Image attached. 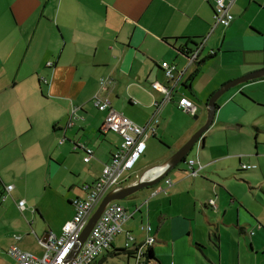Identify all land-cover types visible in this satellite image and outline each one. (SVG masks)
Segmentation results:
<instances>
[{
	"label": "crops",
	"instance_id": "0c3cea01",
	"mask_svg": "<svg viewBox=\"0 0 264 264\" xmlns=\"http://www.w3.org/2000/svg\"><path fill=\"white\" fill-rule=\"evenodd\" d=\"M215 2L0 0V201L15 198V183L23 175L20 171L33 157L37 158L41 181L47 179L46 167L51 174L58 167L52 162L53 156L56 162L71 159L74 165L75 154L70 150L83 152L82 164L86 167L88 164L90 172L80 186L81 192L71 190L67 197L68 213L59 219L58 224L48 218V207L34 203L35 209L32 208L31 213L38 212L46 219L47 228L41 238L49 232L62 234L64 224L75 214V199L85 195L83 185L99 178L104 165L112 160L122 143L118 133L103 129L105 112L90 101L94 93L100 91L109 95L116 110L135 123L146 125L156 111L155 101L164 99L163 91L152 85L159 83L167 88L172 85L162 62L167 61L176 67L174 74L178 82L173 95L158 113L156 130L146 141L159 135L166 148L161 149L155 158L158 163L148 167L144 171L147 172L153 166L164 165L200 128L201 123L187 122L181 127V134H177V125L172 119L175 106L199 118L200 107L196 97H192L197 95L193 87L198 84L200 73H210L215 63L207 64L209 69L204 71L201 65L210 59L220 63V68L202 87L207 91L205 109L206 99L225 83L264 66V0H227L231 2L230 11L234 18L226 26L215 22ZM192 40L196 44L191 43ZM186 48L190 49L188 54ZM198 48L200 54L191 63L190 57ZM210 55L214 57L208 58ZM49 62H52L51 66ZM197 68L199 71L190 87H185L184 82ZM101 78L108 83L106 87L101 86ZM258 79L264 80V77ZM184 89L191 96L185 95ZM182 97L193 101L197 106L196 113L179 106ZM72 105L83 109L78 111L79 116L70 126ZM234 106L228 98L223 101L215 116L216 124L228 123L226 116L235 110ZM169 110L171 117L161 120L164 112ZM95 129L104 134V139L94 133ZM64 135L67 137L61 143ZM83 146L94 150L88 162L84 160L87 154ZM202 148L205 147H201L195 156L188 155L187 160L198 158L202 162ZM214 161L205 156L202 162L205 166L197 176L187 173L188 165L184 161L185 169H173L166 176L172 180L171 185L158 183L119 202L133 215L125 222L124 231L92 264H229L224 257V237L232 234L239 245L243 244L245 238L239 233H246L248 226L253 227L250 234H256L251 239L252 254L247 258H236L237 262L233 260L230 264H264V255L260 259L259 250V246L264 248L260 216L244 204L238 206L236 195L228 189L220 197L213 181L206 177L207 169ZM239 162V171L245 170L241 164L256 165L241 162V159ZM134 168L122 182L123 187L144 175L143 172L133 177ZM257 168L256 165L246 170ZM10 184L14 188L11 194H7L6 185ZM213 195L218 196V201L221 198L220 207L217 204L223 212L220 209L215 213L210 211L208 201ZM20 200H25V208L21 210L18 206L16 209L26 213L27 201ZM146 224L151 226L150 230L144 229ZM128 235L134 240L126 246ZM150 236L155 238L149 245L155 257L148 260L144 254L138 259L139 248L149 249L146 240ZM21 240L22 236L17 243ZM216 248L218 257L211 251ZM24 250L38 257L43 255ZM8 255L14 264V258Z\"/></svg>",
	"mask_w": 264,
	"mask_h": 264
},
{
	"label": "rangeland",
	"instance_id": "374dc122",
	"mask_svg": "<svg viewBox=\"0 0 264 264\" xmlns=\"http://www.w3.org/2000/svg\"><path fill=\"white\" fill-rule=\"evenodd\" d=\"M213 61L214 59H210L201 65L204 71L209 69L207 64L215 63L210 73H200L199 82L193 87L197 95L192 97H196L195 99L200 107V111L197 113L199 118H195L193 114L184 112L176 106L174 107L172 120L173 124L177 125V134H181L179 131L187 122L201 123L200 127H202L207 120V109L204 106L207 91L205 92L202 87H204L207 78L220 68V63ZM184 94L191 96L186 90ZM227 98L229 101L232 100L235 110L226 116V122L228 123L216 124L215 121L205 132L206 146L202 148L200 156L203 163L205 156H210V160L215 159L211 163L213 166L207 169L206 177L213 181L216 192L219 193L220 197L222 198V192L225 193L226 189L236 195L238 206L240 203L244 204L254 214L260 216L259 224L262 225L260 229H263L262 233L264 234V80L255 79L230 88L217 100L219 106ZM171 113V110L164 112L161 120H167L171 117ZM94 133L104 139V134L100 133L98 129H95ZM86 134L89 135V132H86ZM67 143L71 144L68 141ZM165 148V142L159 135L151 137L147 142L145 155L142 156L134 168L133 177L141 175L148 167L158 163L155 158L161 149L165 150ZM196 152H198V144L193 147L189 156H195ZM70 153L75 154L74 165H72L71 159L66 160L68 163L56 162L53 156L52 162L58 167L53 170V174L49 173L48 167H46V181L39 179L37 158H31L20 171V175L23 174L20 176V181L15 183L16 188L13 192L15 198L10 197L6 201L0 202V248L3 249L0 253V264L13 263L12 258L7 254V250L13 244H18L21 249L24 248L39 255L44 254L45 250L42 249L38 240L43 236L44 229L47 228L46 219L41 217L38 212L32 214L30 210L35 209L34 203L36 202L42 204L43 207H48V218L55 225L58 224L61 217L68 213L67 197L71 195L72 189L80 191V186L84 183L86 175L90 173L88 164L87 167L83 166V152L76 153L74 150H70ZM48 157L49 155L47 159ZM239 159L244 163L256 164L258 168L251 171H248L249 169L239 171ZM186 167V164L181 162L173 169H185ZM127 175L129 176V172L124 173L123 177L126 178ZM164 182L165 180L162 179L159 183L164 184ZM217 197V195H213L208 201L212 213L217 212L218 209L223 212L222 207L218 208V204L219 207L221 205V198L218 201ZM20 198L27 201L28 211L26 213H22L18 208L16 209L18 207L17 201ZM212 199L216 201V206L211 204ZM123 200H115V202ZM10 203L13 204L11 207L9 206ZM246 207L244 206V211L248 214ZM252 228L248 226L245 230L246 233H239L240 236L245 238L244 243L240 245L237 238L232 234L225 235L223 242L224 257H226L229 264L236 258H247L252 254L251 239L256 237V234L253 236L250 234ZM34 230L36 233L33 232ZM257 232L256 229L255 233ZM15 235L22 236L23 240L18 243L15 242ZM262 247L259 246L260 259L264 255V248ZM42 250H44L43 253ZM214 250H211L212 255L218 257V249ZM254 251L257 250L254 249ZM239 261H242V259H239Z\"/></svg>",
	"mask_w": 264,
	"mask_h": 264
},
{
	"label": "built area",
	"instance_id": "2783aa9c",
	"mask_svg": "<svg viewBox=\"0 0 264 264\" xmlns=\"http://www.w3.org/2000/svg\"><path fill=\"white\" fill-rule=\"evenodd\" d=\"M231 3V2H230ZM230 3L227 0H216L215 2V22L219 25H229L234 16L230 11ZM200 54V48L195 50L194 54L190 57V62L194 61ZM162 67L165 70V75L171 79V88L162 86L159 83H154L152 86L156 90L163 91L164 99L161 101H155L156 108L155 113L146 125H140L135 123L128 116L122 112L116 111L111 108L105 118L103 125L104 130L114 131L122 137V143L118 150L112 157V160L104 165L100 177L93 183H85L83 190L85 191L84 197L75 199V214L67 221L63 226L61 235H57L54 232H49L43 238H39V243L44 247L45 252L42 256L38 257L23 249L18 245H12L8 250L14 258V264H92L95 260L107 250L115 237L124 231L125 222L133 215L127 212L125 207L119 202L111 201L105 207L103 213L93 226L88 238L74 256H71V252L74 249L79 235L85 228L89 218L98 207L99 203L111 190L121 189L122 182L127 180L123 175L126 172L132 170L141 158L147 148V139L156 130L158 123V113L162 107L170 101L178 79L174 74L176 67L167 61L162 62ZM105 79L101 80V84L105 85ZM94 105L100 110H104L111 105V99L109 97H100L95 95L93 97ZM179 106L191 113H196L197 106L186 97H182L179 101ZM81 106H73L72 114L70 116L69 124L73 123V119L76 117V111ZM75 116V117H74ZM66 136L60 140L64 142ZM87 155L84 160L88 162L92 157L94 150L91 147L83 146ZM199 150V149H198ZM188 174L190 176L199 175L200 171L205 165L199 159H188ZM161 167L160 170L155 171L149 178L157 177L162 174L166 168L165 165L153 166L148 169L147 172ZM256 165L243 164V169H252ZM144 172V175L147 173ZM142 175L138 178L144 177ZM138 180L136 182H138ZM135 182V183H136ZM165 182L168 185L172 184V180L165 177ZM14 185L10 184L6 186V190L10 192ZM5 199V196H4ZM211 204L216 206V201L211 200ZM18 206L21 210L25 208V200H20ZM144 229L150 230L151 226L146 224ZM17 239L20 237L17 236ZM134 240L132 235H128V242L126 246ZM155 238L153 236L148 237L146 240L147 245L153 244ZM2 249L0 248V251ZM145 251L142 248L138 249L137 258L140 259L144 255ZM139 262V261H138Z\"/></svg>",
	"mask_w": 264,
	"mask_h": 264
},
{
	"label": "water",
	"instance_id": "95a60500",
	"mask_svg": "<svg viewBox=\"0 0 264 264\" xmlns=\"http://www.w3.org/2000/svg\"><path fill=\"white\" fill-rule=\"evenodd\" d=\"M260 77H264V68L255 70L252 72H249L241 77L232 79L225 83L223 86H221L219 89H217L208 99L207 102V120L205 124L200 127L196 132L192 134V136L189 138V140L183 144L168 160H166L165 163H163L166 166V169L164 172L157 177L154 178H141L138 180V182L131 184L129 186L122 187L118 190H111L109 191L102 201L99 203L96 210L93 212L91 217L89 218L85 228L79 235L78 241L76 242V245L74 249L71 252V256H74L78 253L86 239L88 238L93 226L103 213L105 207L107 204L111 201L115 200H122L127 198L128 196L132 195L133 193L143 189V188H149L157 185L163 177H166L169 172L175 168L179 163L184 162L186 157L189 155L190 151L193 149L195 144L197 142H200L205 134V132L213 125L215 121V116L218 111V103L217 100L222 96L225 92H227L230 88L239 85L244 82H248L250 80H255ZM197 118V115L195 116Z\"/></svg>",
	"mask_w": 264,
	"mask_h": 264
},
{
	"label": "trees",
	"instance_id": "16d2710c",
	"mask_svg": "<svg viewBox=\"0 0 264 264\" xmlns=\"http://www.w3.org/2000/svg\"><path fill=\"white\" fill-rule=\"evenodd\" d=\"M191 43H193V44H196V42H194L193 40H192V42ZM187 50H185L186 52L185 53H189V51H190V49L189 48H186ZM212 57H214V55H210L208 58H212ZM48 65L49 66H51L52 65V62H49L48 63ZM199 71V69L197 68L189 77H188V79L184 82V86L185 87H190V83H191V81H192V79H193V77L197 74V72ZM102 79H104V78H101L100 79V84H101V80ZM106 85H108V83H106L105 85H102L101 84V86L102 87H106ZM101 89H103V90H105L106 88H101ZM186 90H187V88H185ZM95 95H98V96H100V97H109L110 99H111V105L109 106V107H107L106 109H104V110H100L99 108H97L96 106V108L98 109V110H100V111H102V112H105V117H104V120H103V125H104V123H105V118H106V116H107V114H108V112H109V110L111 109V108H113L114 110H116L114 107H113V100H112V98L109 96V95H107V94H102V92H100V91H98V92H96V93H94L93 94V96L91 97V102L93 103L94 101H93V97L95 96ZM211 96V95H210ZM210 97H208L207 99H206V101H205V105L207 106V102H208V99H209ZM94 104V103H93ZM73 106H76V105H72L71 106V108H70V111H69V116H71V114H72V108H73ZM217 107L219 108V104L217 105ZM207 108V107H206ZM81 109H83V107L81 106L77 111H76V117L77 116H79L77 113H78V111L79 110H81ZM116 111H118V110H116ZM120 112V111H119ZM123 113V112H122ZM124 114V113H123ZM127 116V115H126ZM75 117V116H74ZM69 119H70V117H69ZM75 119V118H74ZM73 124V123H72ZM72 124H69L70 126L72 125ZM56 128H57V125L54 127V129L56 130ZM65 136V135H64ZM63 138V137H62ZM61 138V139H62ZM205 140H206V136H203V138H202V140L200 141V142H197L196 144H198V149H200L201 147H205ZM195 144V145H196ZM78 147V146H77ZM86 147H88V146H86ZM85 150V149H84ZM86 152V151H85ZM87 154V153H86ZM196 159H198V158H196ZM187 157H186V159H185V163H187ZM184 163V162H183ZM188 165V164H187ZM242 165L243 164H241V167H242ZM104 168V167H103ZM246 170V169H245ZM201 172V171H200ZM100 177V176H99ZM98 180V179H97ZM96 181V180H95ZM94 181V182H95ZM90 183H93V182H90ZM7 186V185H6ZM14 188V187H13ZM12 191V190H11ZM11 191L10 192H8L7 190H6V192H7V194H11ZM106 195V194H105ZM84 197V196H83ZM80 198V197H79ZM104 198V197H103ZM102 201V200H101ZM1 202V201H0ZM17 236L18 235H15V239H16V242L18 241V240H20L21 239V236H18V237H20V239H17ZM13 245H18V244H13ZM152 245V244H151ZM12 246V245H11ZM148 248H149V245H148ZM146 256H147V259L149 260V259H152V258H154L155 256H154V253H153V250L151 249V248H149L148 250H145V253H144Z\"/></svg>",
	"mask_w": 264,
	"mask_h": 264
},
{
	"label": "bare ground",
	"instance_id": "6f19581e",
	"mask_svg": "<svg viewBox=\"0 0 264 264\" xmlns=\"http://www.w3.org/2000/svg\"><path fill=\"white\" fill-rule=\"evenodd\" d=\"M160 169H161V167H158V168H155V169H153V170L147 172V173L144 175V178L151 176L155 171H158V170H160Z\"/></svg>",
	"mask_w": 264,
	"mask_h": 264
}]
</instances>
